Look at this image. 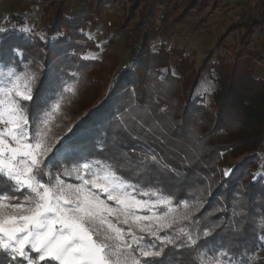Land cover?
<instances>
[{"label": "trees", "instance_id": "obj_1", "mask_svg": "<svg viewBox=\"0 0 264 264\" xmlns=\"http://www.w3.org/2000/svg\"><path fill=\"white\" fill-rule=\"evenodd\" d=\"M219 1L131 0L130 13L141 6L139 23L131 31L135 41L128 46L129 61L134 67L118 69L103 101L74 112L49 158L55 154L56 161L64 166L81 158L106 160L116 163L122 176L141 187H162L174 204L187 201L189 205L183 209L188 219L167 230L168 234H175L179 227L195 233L197 228L202 231L206 225L218 224L209 237L201 236L193 247L208 252L225 248L237 258L258 243L261 229L256 224L264 215V177L254 180L250 172L259 168L264 150V132L253 125L256 111L252 104L264 103V80L252 76L250 60L219 62L195 71L180 49L160 47L156 52L149 51V44L158 33V10L163 14L158 18L162 26L167 18L172 19L171 25H178L208 3L215 6ZM104 11L100 1L85 3L69 17L65 5H56L47 35L64 33L52 44L48 40L36 41L44 48V55L41 75L33 90V109L43 104L47 89L49 48L85 40L79 30ZM263 28L264 0H257L254 9H245L221 40L239 31V42L244 44ZM27 44L21 36L7 33L0 41V60L8 61L15 49L27 54L32 43ZM242 53L261 59L256 53ZM171 57L176 58L173 70ZM205 69H213L218 76L220 88L213 97L214 109L192 98ZM223 152H230L234 158L244 156L228 176L222 168ZM120 164L124 167L120 168ZM234 207L242 209L235 217ZM233 220L244 222L238 233L231 228ZM150 239L145 237L146 242ZM183 239L179 237L177 244ZM167 254L173 264H198L193 248L174 250L169 245Z\"/></svg>", "mask_w": 264, "mask_h": 264}, {"label": "snow or ice", "instance_id": "obj_2", "mask_svg": "<svg viewBox=\"0 0 264 264\" xmlns=\"http://www.w3.org/2000/svg\"><path fill=\"white\" fill-rule=\"evenodd\" d=\"M32 63L23 71L11 62L0 64V264H173L169 245L193 248L198 264H249L251 256L237 260L225 248L209 254L193 247L218 224L195 233L179 227L168 234L188 219L178 209L189 205L174 204L162 187H141L106 160L81 158L67 167L55 154L49 158L63 96L32 108L40 67L37 62L33 70ZM241 212L233 208L234 217ZM243 223L233 220L232 230L238 233ZM256 227L264 241V215Z\"/></svg>", "mask_w": 264, "mask_h": 264}, {"label": "rangeland", "instance_id": "obj_3", "mask_svg": "<svg viewBox=\"0 0 264 264\" xmlns=\"http://www.w3.org/2000/svg\"><path fill=\"white\" fill-rule=\"evenodd\" d=\"M97 1L103 3L105 11L100 17L93 18L85 29L79 30L85 40H81L77 44L65 42L55 49L50 47L49 52H47L49 66L46 70L47 89L44 100L48 98L55 100L60 93L63 96L60 113L52 127V149L62 139L74 112L84 107H93L99 104L106 98L112 87L113 78L118 69L134 67V64L129 61L128 46L135 41L131 31L139 23L138 11L141 6L138 10L130 13L131 0H0V30H2L0 31V41L7 33H11L14 37L21 36L25 43H32V45L27 44L29 45L27 54L19 50L20 55H17L16 49L12 50L10 53L12 56L9 60L6 62L0 60V64L8 66L11 62L19 71H23L24 65L28 64L29 61L33 62L29 66L36 70V63L38 62L40 65L39 76L42 71L44 48L42 45L36 44V41L45 43L48 40V43L52 44L64 33L47 35L48 21L55 14L56 5H65L68 8L66 15L73 17L85 3ZM256 3L257 0H220L215 6L208 3L206 8L188 17L176 27L171 25V18L165 19L164 26H162V22L158 18H161L163 14L158 10L155 16L158 33L149 44V51L156 52L160 47H165L167 50L171 48L180 49L192 63L195 71L200 70L203 66L208 68L219 62L232 64L238 60H250L252 76L255 79L264 80V43L259 45L262 48L257 46L254 48L255 42L251 40L253 34L257 35L261 31H255L244 44L239 42V31L231 32L234 34L233 43L226 46L224 50H220V45L226 37L222 40L221 37L227 30L217 36L215 41H212L209 32L205 31L208 28L207 24L219 18L218 13L223 11L219 18L223 19V26L229 25L240 18L245 9L254 8ZM108 22L111 23L110 27L107 26ZM163 27H166L165 30ZM25 28L32 29L31 33L22 31ZM200 29L204 30L202 31L204 41L200 46L202 50L197 52L191 46V42L194 40L195 33H202L198 32ZM262 30L264 31V28ZM40 34L44 35L43 40L40 39ZM160 39L165 41L159 43ZM9 41L11 42V40ZM159 44L161 45L159 46ZM185 47L189 51L185 50ZM216 48L219 50H215ZM240 49L242 50L240 51ZM253 49L255 50L253 51ZM243 50L256 53L261 59L249 58L250 56L243 55ZM196 53L197 56H195ZM175 60V57H171V70L174 69ZM205 70V73L201 74L197 80L192 98L197 103L214 109L213 97L220 88L218 76L213 69ZM72 73H77V76H73ZM66 86H72L74 92H64L63 89ZM252 104L256 111L253 125L261 127L264 132V103ZM261 154L262 163L259 168L250 170L254 180L264 177V150ZM243 157L234 158L230 152H223L221 160L224 174L227 172L226 176H228L234 165ZM71 165L67 167H71ZM65 179L69 182H76L74 178L66 177ZM183 209L181 207L178 211L183 214ZM261 243L264 241L261 240L260 233L256 246L245 255L235 259H247L251 256L249 264H264V247H260ZM214 251L217 250H210L209 254Z\"/></svg>", "mask_w": 264, "mask_h": 264}, {"label": "crops", "instance_id": "obj_4", "mask_svg": "<svg viewBox=\"0 0 264 264\" xmlns=\"http://www.w3.org/2000/svg\"><path fill=\"white\" fill-rule=\"evenodd\" d=\"M257 4V3H256ZM255 4V5H256ZM254 9V8H251ZM225 11V10H224ZM223 12V11H222ZM222 12L218 13V16L220 18V16L222 15ZM216 18L215 20H213L212 22H210L209 24H207L208 28L205 30L207 32H209V37H211L212 41H215L217 39V36H219L221 33H223L225 30H228L239 18H237L236 21L231 22L229 25H224L223 26V19H219ZM179 25V24H178ZM178 25H174L175 27ZM204 30L200 29L198 32H202ZM202 33H195V35L193 36V41L191 42V46L194 47V49L197 52H200L202 49L200 48V46L202 45L203 41H204V37L202 36ZM234 40V34L231 33L229 34L226 39L223 41V43L220 45L221 49L220 50H224L226 46H228L229 44L233 43ZM251 40L255 42L254 48L255 46L260 47L259 45L261 43H264V31L262 30L259 34L254 35L251 37ZM165 40L160 39L159 43H163ZM253 43V42H252ZM161 44H159L160 46ZM193 47H191L193 49ZM159 48V47H158ZM262 48V47H260ZM185 50L189 51L186 47ZM215 50H219V48H216ZM239 50V49H238ZM242 49H240L241 51ZM255 49H253L254 51ZM237 51V50H236ZM198 54L196 53L195 56H197Z\"/></svg>", "mask_w": 264, "mask_h": 264}, {"label": "built area", "instance_id": "obj_5", "mask_svg": "<svg viewBox=\"0 0 264 264\" xmlns=\"http://www.w3.org/2000/svg\"><path fill=\"white\" fill-rule=\"evenodd\" d=\"M107 26H109V27H110V26H111V23H110V22H108V23H107Z\"/></svg>", "mask_w": 264, "mask_h": 264}]
</instances>
